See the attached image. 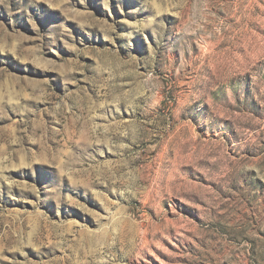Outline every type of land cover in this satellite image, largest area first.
Masks as SVG:
<instances>
[{"label": "rangeland", "instance_id": "obj_1", "mask_svg": "<svg viewBox=\"0 0 264 264\" xmlns=\"http://www.w3.org/2000/svg\"><path fill=\"white\" fill-rule=\"evenodd\" d=\"M0 264H264V0H0Z\"/></svg>", "mask_w": 264, "mask_h": 264}]
</instances>
